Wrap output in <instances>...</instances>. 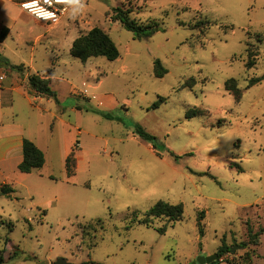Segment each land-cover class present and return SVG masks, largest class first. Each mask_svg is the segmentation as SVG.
Returning a JSON list of instances; mask_svg holds the SVG:
<instances>
[{
    "label": "rangeland",
    "instance_id": "374dc122",
    "mask_svg": "<svg viewBox=\"0 0 264 264\" xmlns=\"http://www.w3.org/2000/svg\"><path fill=\"white\" fill-rule=\"evenodd\" d=\"M121 6L159 31L135 39L112 21ZM5 27L0 76L21 86L4 95L10 110L0 114V139L23 133L46 155L42 169L26 174L23 160L0 152V184L16 191L0 197V253L7 238L17 251L8 264H198L224 245L235 249L225 255L234 264H264V234L243 248L249 227L264 229V0H81L49 24L0 0V36ZM95 27L116 43L118 60L71 55ZM249 45L259 55L252 69ZM28 73L53 77L57 97H37ZM231 79L240 102L226 89ZM195 109L204 114L189 118ZM68 147L77 159L72 178ZM160 201L182 204L183 220L139 224Z\"/></svg>",
    "mask_w": 264,
    "mask_h": 264
},
{
    "label": "trees",
    "instance_id": "16d2710c",
    "mask_svg": "<svg viewBox=\"0 0 264 264\" xmlns=\"http://www.w3.org/2000/svg\"><path fill=\"white\" fill-rule=\"evenodd\" d=\"M133 9L117 7L113 9L111 18L113 22H118L125 28L127 31L133 33L135 39L145 40L151 38L157 31H159L158 25L155 23H150L148 25L139 24L134 18H132ZM209 23V22H207ZM8 29H4L0 36V41H3L6 38ZM248 63L247 68L252 69L256 65L258 54L251 51V45L248 47ZM71 55L82 62H87L91 58L104 57L109 61H116L120 58V50L113 39L107 34L103 29L95 27L86 35L80 36L77 38L71 48ZM18 70H22V66H14ZM155 74L158 78H163L167 74V70L163 67L160 60L155 61ZM193 83L196 81L194 78L190 79ZM263 78L253 79L250 82L249 87H253L256 84L262 82ZM29 86L32 92L36 96L56 98L57 94L52 89L51 80L40 76L38 74H33L28 78ZM193 88L194 86L191 85ZM226 89L229 91L236 99L237 102H240L243 97V92L238 86V82L235 79H231L226 83ZM87 100H90L89 98ZM164 100L161 98L159 103H157L154 108H158ZM100 114H103L104 117L109 118L107 114H104L97 110ZM204 113L195 109L190 111L189 118L203 115ZM138 131L141 134V137L145 140H152L153 138L145 133L142 129L138 128ZM79 144V143H78ZM46 164L45 153L32 141L24 139L23 142V161L19 166V170L22 173L30 174L34 170L42 169ZM77 171V159L75 154V148H73L71 154L66 160V172L68 178L76 176ZM15 189L9 184H0V197H11L15 193ZM184 217V206L171 205L169 203L160 201L158 202L149 212H147L144 218L139 219L138 223L141 225H146L151 227L153 225L154 219L166 218L170 223H177L182 221ZM206 214L204 211L200 212L198 216V225L200 233L204 235V224L202 222L205 220ZM101 222V220H99ZM13 224H10L11 231L13 230ZM160 233L165 234L166 228L159 229ZM264 234V229L259 232L254 233L253 230L248 228V243L244 244V249H247L249 245L259 246L261 244V236ZM15 245L11 242L9 238L6 240L5 249L3 248L0 253V264H8L10 261L14 260L17 257V251L14 250ZM220 260L214 262L217 264L222 261H227L228 264H234L233 261H229L227 258L224 259L225 255L231 254V247L224 245L219 253ZM250 259L252 256H249V251L247 255ZM249 259V260H250ZM88 264H97L90 262Z\"/></svg>",
    "mask_w": 264,
    "mask_h": 264
},
{
    "label": "crops",
    "instance_id": "0c3cea01",
    "mask_svg": "<svg viewBox=\"0 0 264 264\" xmlns=\"http://www.w3.org/2000/svg\"><path fill=\"white\" fill-rule=\"evenodd\" d=\"M5 28L8 29L7 27H5ZM9 32H10V30H9ZM29 76H31L29 73L25 75V79L27 81H28ZM45 78H48V79L51 80V86H52V89H53L54 78L51 77V76H45ZM20 82H21V79L19 77L17 79H15L14 81H12L11 85L9 84L8 86L4 85L5 81L4 82H0V88L3 90V93H4V94L2 93L3 97H0V114H1V116H4L6 114L8 115L9 114V110H10V107H9L10 105L8 104V101L5 100V98H7V95H5L6 92H9V91L12 92V91L19 90V88L21 86ZM93 88H96V87H93ZM74 94H75V89H74ZM4 95H5V98H4ZM83 96H84V98L86 100L88 98L89 99L92 98V97L90 98V96H87V95H83ZM43 98H47L49 100L48 97H42V99ZM77 109L78 108H75V109H72V110L76 111ZM56 119H59V118L57 117ZM0 122H1V118H0ZM13 132H16V131H13ZM24 139H27L25 134L18 133V132H16L15 135H11V136L9 135L5 139L1 138L0 139V152L3 154V157H5V158H17V159H19V161H22L23 160V142H24ZM28 140L34 142L40 148V146L38 145L36 140H34V139H28ZM72 150H73V148L71 149L70 147L65 149V152H64L65 161L67 160L68 156L71 154ZM45 157H46V155H45ZM3 184H7V183L4 182ZM224 259H226V256L224 257ZM250 262L253 264V259Z\"/></svg>",
    "mask_w": 264,
    "mask_h": 264
},
{
    "label": "built area",
    "instance_id": "2783aa9c",
    "mask_svg": "<svg viewBox=\"0 0 264 264\" xmlns=\"http://www.w3.org/2000/svg\"><path fill=\"white\" fill-rule=\"evenodd\" d=\"M21 9L43 23H56L65 16L72 4L68 0H14ZM27 5V7H25ZM6 75L0 76V82H4Z\"/></svg>",
    "mask_w": 264,
    "mask_h": 264
},
{
    "label": "water",
    "instance_id": "95a60500",
    "mask_svg": "<svg viewBox=\"0 0 264 264\" xmlns=\"http://www.w3.org/2000/svg\"><path fill=\"white\" fill-rule=\"evenodd\" d=\"M235 251V249H232L231 252L233 253ZM220 260V255L219 254H215L212 256H207V255H203L201 253L199 259H198V264H213L214 262ZM54 264H70L68 263L66 260L60 259L58 260L56 263Z\"/></svg>",
    "mask_w": 264,
    "mask_h": 264
},
{
    "label": "clouds",
    "instance_id": "9594fccd",
    "mask_svg": "<svg viewBox=\"0 0 264 264\" xmlns=\"http://www.w3.org/2000/svg\"><path fill=\"white\" fill-rule=\"evenodd\" d=\"M68 3L79 6L81 4V0H68ZM25 7H27V5H25Z\"/></svg>",
    "mask_w": 264,
    "mask_h": 264
}]
</instances>
